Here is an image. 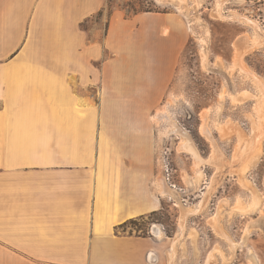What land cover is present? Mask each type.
I'll return each instance as SVG.
<instances>
[{
	"label": "crops",
	"instance_id": "crops-1",
	"mask_svg": "<svg viewBox=\"0 0 264 264\" xmlns=\"http://www.w3.org/2000/svg\"><path fill=\"white\" fill-rule=\"evenodd\" d=\"M105 2L0 0V264H169L165 238L120 230L159 207L143 170L153 146L146 115L171 72L153 58L180 29L150 13L111 21L104 42L133 57L102 60L96 73L99 59L77 56L79 27ZM56 34L74 46L64 62L75 68L40 72L59 62L37 57L43 42L58 50ZM180 253L173 264L184 263Z\"/></svg>",
	"mask_w": 264,
	"mask_h": 264
},
{
	"label": "rangeland",
	"instance_id": "rangeland-1",
	"mask_svg": "<svg viewBox=\"0 0 264 264\" xmlns=\"http://www.w3.org/2000/svg\"><path fill=\"white\" fill-rule=\"evenodd\" d=\"M217 3H221V13ZM137 13L171 18L177 23L176 30L180 29L175 46L170 42L160 44L161 54L153 58L158 70L165 60L166 65L171 63V72L168 80H159L158 97L149 99L152 106L146 121L151 123L153 146L149 161H143V170L149 182L153 181L160 173V160L161 173L179 189L180 203L192 207L191 211L199 210L183 222L180 216L186 207L182 210L167 196L159 197L156 211L128 221L120 232L148 236L152 224H159L163 227L164 249L170 245L166 255L169 253L173 260L181 251L183 264H206L210 259L213 264H264V133L256 152L248 160H241L253 143L260 116H264L256 113L258 100L264 102V0H106L101 10L80 24L85 43L77 56L99 59L95 61L96 73L101 72L102 60L133 57L131 50L107 46L104 38L107 34L110 37L111 21L120 22ZM251 25L258 29L261 44L246 50L247 41L243 40L254 35ZM133 28H124L122 34L129 38ZM48 33L43 35L45 41ZM55 37L58 50L48 49L43 42L45 49L37 57L57 58L59 62L39 70L46 73L53 69L54 74H65L75 68L66 64L65 58L74 57L76 51L74 46L62 45L57 34ZM242 50L246 51L241 60L252 75H246L237 65V55ZM117 68L110 66L111 72H117ZM128 68L120 69L122 73L134 72ZM163 105L167 116L189 135L194 152L187 150L181 137L174 133L161 138L167 121L152 122L151 116ZM202 123L208 135H203ZM240 177L247 179L260 197L259 204L245 213L232 209L240 203L239 206H248L252 201V193ZM206 192V203L200 209L198 203ZM219 205L221 210H217ZM218 211L216 223L220 231L210 219ZM168 263L173 264L171 260Z\"/></svg>",
	"mask_w": 264,
	"mask_h": 264
},
{
	"label": "bare ground",
	"instance_id": "bare-ground-1",
	"mask_svg": "<svg viewBox=\"0 0 264 264\" xmlns=\"http://www.w3.org/2000/svg\"><path fill=\"white\" fill-rule=\"evenodd\" d=\"M217 10H218V13H221V3H217ZM219 16V15H218ZM247 19V18H246ZM249 21H250V19H249ZM248 23V22H247ZM255 23V22H254ZM249 24V23H248ZM251 24V23H250ZM256 24V23H255ZM251 27H252V29H253V32H254V35H252V38L251 39H247V40H243V41H247V42H245V45L244 46H246V50H249V49H252L253 47H255V46H258L259 44H261V40H260V37H259V35H258V33H257V28L254 26V25H251ZM258 27V26H257ZM242 39V38H241ZM239 43V42H238ZM246 50H242L238 55H237V65L239 66V68H240V70L242 71V72H244L246 75H252V73L246 68V66L243 64V62H242V56L244 55V53H245V51ZM237 68V67H236ZM253 77V79H256L257 81L259 80V79H257L256 77H254V76H252ZM264 102H263V100L262 99H260V100H258V102H257V107H258V111L259 112H256V113H260V115H264V104H263ZM167 107H166V105H163V106H161L160 108H158V109H156L155 110V112H154V114L151 116V119H152V121L153 122H161V121H167V126L165 127V130L163 131V132H161V133H163V135L161 136V138H163V137H165L166 135H169V133H174V134H176V135H178V136H180L181 137V141H183L182 143V145L187 149V150H189V151H191V152H194V148H193V145H192V143L190 142V139H189V135L187 134V132L185 131V129H182L181 127H180V125H178V123L176 124V122L175 121H173L172 119H170L168 116H167ZM259 115V114H258ZM204 123V122H203ZM202 123V124H203ZM205 124V123H204ZM204 124L201 126V131H202V133H203V135L205 134V135H208V130H207V128H205V126H204ZM221 129V128H220ZM263 133H264V116H263V118L260 116V118H259V120H258V125L256 126V128H254V131H253V137H252V141L251 142H253L252 143V145H251V147L247 150V152L246 153H244V155L242 156V158H241V160L242 161H245V160H248V157L250 158V156H251V154L255 151L256 152V149H257V147H258V144H259V141H260V138L262 137V135H263ZM250 140V139H249ZM248 140V141H249ZM245 152V151H244ZM217 153V152H216ZM212 154V153H211ZM240 155V154H239ZM242 155V154H241ZM240 155V156H241ZM253 155V154H252ZM211 157H212V155H211ZM217 157V156H216ZM219 158V157H218ZM238 158V157H237ZM209 159H210V157H209ZM212 162V161H211ZM216 162V161H215ZM240 162V161H239ZM159 163H160V173L157 175V176H155V178H154V180H153V182H152V185H153V187H154V189H155V191L158 193V199H159V197H165V196H167L172 202H173V205L174 206H178L180 209H182L183 210V208H185L183 211H182V213H181V216H180V220H182L183 222H184V220L186 219V218H188L189 217V215L190 214H192V213H194L195 211H198L199 209H196V210H194V211H191L192 209V207H188V206H184L182 203H180V201H179V197H178V195H177V190H178V192H179V189L176 187V186H173V185H171L170 183H168V181H167V178L165 177V175H163L162 173H161V171H162V168H163V163H161V161L159 160ZM217 163V162H216ZM218 164V163H217ZM239 164V163H238ZM216 165V164H215ZM246 165V164H245ZM217 166V165H216ZM220 166H221V162H220ZM239 166V165H238ZM244 167V166H243ZM244 169H245V167H244ZM200 175V173H198V176ZM240 180L242 181V183H243V185L245 186V187H247L248 189H249V191H251V193H252V201H251V203L248 205V206H239L238 205V207L237 208H232V209H234V210H236V211H240L241 213H245V212H247V211H249V210H252L253 208H255L258 204H259V201H260V197H259V195H258V193L256 192V190L253 188V186L248 182V180L247 179H245L244 177H240ZM213 182H214V179H212V181H210L209 183V185H208V187H207V189H208V191H209V189H211V187H212V185H213ZM189 184V183H188ZM207 191V192H208ZM207 192L206 193H204L203 194V198L199 201V203H198V208L200 207V209L201 208H204V204L206 203V197H205V195L207 194ZM182 199V198H181ZM183 200V199H182ZM223 201V203L222 204H224V203H226V201L224 202V200H220V203ZM183 203H184V200H183ZM184 204H186V203H184ZM187 205V204H186ZM183 207V208H182ZM189 208L191 209V210H189ZM220 209V205L218 206V208H217V210H219ZM221 210V209H220ZM263 215H264V211L263 212H261ZM220 214V212L218 211V214H217V212H216V215H214V216H212L210 219H212L211 221H212V226H214L215 228H216V230L217 231H220L219 229H217L218 228V224L216 223L217 221H216V219H218L219 218V215ZM219 220V219H218ZM181 225V224H180ZM182 226V225H181ZM220 226V225H219ZM184 227V226H183ZM221 227V226H220ZM254 227V226H253ZM152 231H154V236L155 237H158L159 239H162V238H164V232H163V229H162V227L159 225V224H153V228H152V230H151V232ZM219 233H222V232H219ZM221 235V234H220ZM179 240V239H178ZM232 242V241H231ZM233 245V244H232ZM216 249H218V248H216ZM215 249V250H216ZM216 251H218V250H216ZM171 252V251H170ZM220 253H221V250H220ZM168 256V255H167ZM172 257H171V255H169V260H168V262H170V259H171ZM211 258V257H210ZM213 258H214V255H213ZM211 260V259H210ZM171 261H172V259H171ZM209 264H213L212 263V261H210V263Z\"/></svg>",
	"mask_w": 264,
	"mask_h": 264
},
{
	"label": "built area",
	"instance_id": "built-area-1",
	"mask_svg": "<svg viewBox=\"0 0 264 264\" xmlns=\"http://www.w3.org/2000/svg\"><path fill=\"white\" fill-rule=\"evenodd\" d=\"M173 186H175V185H173ZM152 228H153V224H152L151 230H152ZM162 229H163V227H162ZM149 233H150L149 235H151L152 237H155L154 234L151 231Z\"/></svg>",
	"mask_w": 264,
	"mask_h": 264
},
{
	"label": "trees",
	"instance_id": "trees-1",
	"mask_svg": "<svg viewBox=\"0 0 264 264\" xmlns=\"http://www.w3.org/2000/svg\"><path fill=\"white\" fill-rule=\"evenodd\" d=\"M83 22H84V21H83ZM83 22H82V23H83ZM82 23H81V24H82Z\"/></svg>",
	"mask_w": 264,
	"mask_h": 264
}]
</instances>
